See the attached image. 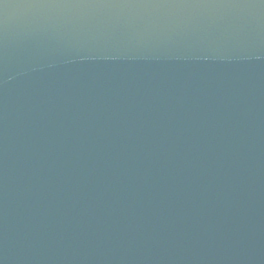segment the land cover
I'll return each mask as SVG.
<instances>
[{"label":"water","instance_id":"water-1","mask_svg":"<svg viewBox=\"0 0 264 264\" xmlns=\"http://www.w3.org/2000/svg\"><path fill=\"white\" fill-rule=\"evenodd\" d=\"M0 264H264V0H0Z\"/></svg>","mask_w":264,"mask_h":264}]
</instances>
